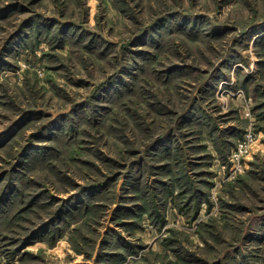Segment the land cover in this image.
<instances>
[{"label":"rangeland","instance_id":"374dc122","mask_svg":"<svg viewBox=\"0 0 264 264\" xmlns=\"http://www.w3.org/2000/svg\"><path fill=\"white\" fill-rule=\"evenodd\" d=\"M0 264H264V0H0Z\"/></svg>","mask_w":264,"mask_h":264}]
</instances>
